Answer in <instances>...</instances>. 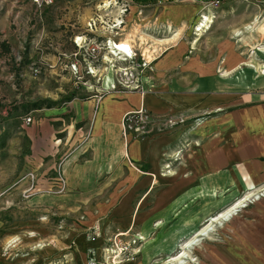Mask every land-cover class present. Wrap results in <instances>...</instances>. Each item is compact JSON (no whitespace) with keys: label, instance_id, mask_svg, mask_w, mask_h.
Returning <instances> with one entry per match:
<instances>
[{"label":"crops","instance_id":"crops-1","mask_svg":"<svg viewBox=\"0 0 264 264\" xmlns=\"http://www.w3.org/2000/svg\"><path fill=\"white\" fill-rule=\"evenodd\" d=\"M150 1L129 6L124 32L115 39L151 52L145 93L116 91L100 100L74 99L43 109L36 169L23 170L12 188L21 195L27 183L19 180L32 172L43 193L27 201L39 203L38 211L116 227L124 241L136 234L148 237L157 224L172 221L180 206L187 210L209 195L217 200L223 191L264 183V0L229 2L217 9L202 0ZM200 15L214 20L196 38L193 26ZM141 105L160 118L202 119L194 128L188 122L146 138L124 135L123 117ZM187 138L197 141L192 154L164 168L165 157ZM59 164L63 191L46 193ZM255 208L264 211V200ZM212 211L191 213L180 234H196L201 220L214 218L208 216ZM251 218L255 223L243 227L232 222L231 239L217 249L224 259L211 264H248L247 258L235 259L240 252L233 241L246 238L248 229L256 240L252 252L261 255L257 264H264V217Z\"/></svg>","mask_w":264,"mask_h":264},{"label":"rangeland","instance_id":"rangeland-1","mask_svg":"<svg viewBox=\"0 0 264 264\" xmlns=\"http://www.w3.org/2000/svg\"><path fill=\"white\" fill-rule=\"evenodd\" d=\"M139 2L145 6L151 3L150 0H54L51 5L37 7L32 0H0V264H139L143 261L146 264H163L169 258L180 255L183 243L194 237L195 234H180L185 219L191 213H197L199 208H212L208 216L216 217L243 201L247 193L261 194L260 200L254 202L255 198L251 199L245 208L235 212L229 222L214 224L189 252L191 261L181 259L186 264L219 263L224 257L217 249L231 239L232 222L236 221L234 225L243 227L244 223H255L251 218L255 215L264 217V211L255 208L264 200V193H261L263 183L242 191H223L217 194L220 197L217 200L209 195L187 210L182 211L180 206L172 221L157 224V229L148 237L136 234L124 241V236L116 227L109 230V226L85 223L82 216L77 219L58 216L52 211H38L39 203L27 201L36 194L25 198L23 190L21 195L12 191L19 174L36 165L37 159L33 156L39 148L37 123L43 109L61 108L74 99H91L92 93L85 88L92 84L74 81L66 71H62L65 65L56 64V57L74 52L72 40L76 36L104 39L108 33L99 28L102 22L110 24L118 19L125 22L129 6ZM123 7L127 11L120 18L118 9ZM92 22L97 28L90 33L93 36L87 28V24ZM123 32L122 29L120 34ZM260 32L264 33V29ZM144 53L149 58L146 49ZM40 59L44 60L46 67L41 75L33 77L28 68ZM93 85L96 86V83ZM27 117L32 119L30 125L24 122ZM166 119L177 121L172 128L188 122L195 124L194 128L202 118H187L178 114ZM170 129L159 134L168 133ZM181 144L179 150L165 157L168 161H165L164 168L169 170L173 163L181 162L183 155L190 156L193 148L197 147V141L191 138ZM37 189V194L43 193ZM45 205L52 206L51 203ZM205 219L192 233L198 230L197 234L210 223V218L204 222ZM253 233L248 229V240L244 236L233 239L238 242L236 249L242 253L235 254V259L242 261L247 258L248 264L261 261V255L252 252L254 249L251 246L256 241ZM15 239H19L18 243L12 249L8 248ZM245 239L247 243H244ZM121 247L125 249L119 252ZM208 255L211 258H207Z\"/></svg>","mask_w":264,"mask_h":264},{"label":"built area","instance_id":"built-area-1","mask_svg":"<svg viewBox=\"0 0 264 264\" xmlns=\"http://www.w3.org/2000/svg\"><path fill=\"white\" fill-rule=\"evenodd\" d=\"M37 7L51 5L54 0H32ZM246 0H202L206 7L217 9L221 5L229 2H243ZM119 17L126 13V9L119 8ZM199 22L193 26V34L198 38L202 30H209L214 17L208 20L207 15H200ZM115 23L102 22L99 27L102 31L105 30L108 34L104 39L97 37L76 36L72 40L75 49L70 54H59L56 57V64L65 65L62 71H66L74 81H83L84 84L89 82L92 84L86 86L85 91L91 94V98L100 100L105 95L116 92H131L144 94V78L152 71V62L144 53L135 50L129 45L128 48L120 49V41L115 39L121 36L123 19H118ZM94 22L88 23V33H93L97 28ZM94 35V34H90ZM44 60L40 59L30 64L28 70L33 77H38L42 74L45 68ZM51 67V66H50ZM85 78H87L85 80ZM85 80V81H84ZM94 82L96 86H94ZM26 125L32 123L31 117L24 118ZM182 122V121H180ZM177 121L156 117L149 112L144 105H141L137 110L126 114L122 119L123 134H131L136 139H141L147 136L162 133L168 128L175 126ZM25 181L27 187L22 194L25 198L33 196L36 193L37 177L34 173L29 172L19 180ZM53 186L48 193H57L63 191L64 179L60 173V164L55 168L54 175L51 178ZM38 190V189H37ZM119 248V252L124 250Z\"/></svg>","mask_w":264,"mask_h":264},{"label":"bare ground","instance_id":"bare-ground-1","mask_svg":"<svg viewBox=\"0 0 264 264\" xmlns=\"http://www.w3.org/2000/svg\"><path fill=\"white\" fill-rule=\"evenodd\" d=\"M129 43L125 42V43H121L120 45H118V48L120 49H124V48H128L129 46ZM146 54L149 56V58H151V52H149L147 49H146ZM148 58V57H147ZM148 58V59H149ZM254 192V191H253ZM261 193L263 194L264 193V190L261 191ZM248 195L245 197V199L241 202H239L235 207H233L232 209H230L229 211L217 216V217H214V218H211L210 219V223L204 227L201 231H199L197 234L194 235V237H192L191 239H189L188 241H186L185 243H183L182 245V249L183 251L181 252V254L176 257H171L169 258L168 260H166L163 264H171V262H179L178 264H186L185 262H181L183 260H192V258L190 257L189 255V252L191 250H193L200 242V238L205 236V233H207L208 231L211 230L212 227H214L213 225L214 224H217L219 222H229L232 217H234L235 215V212L239 209H243L245 208V204L246 203H249L251 199L255 198L254 202L255 201H258L260 200V198H262V195L260 194L259 196H257V194H252V192L250 193H247ZM19 239H15L13 240L12 242L9 243L8 245V248H11L13 246H15L16 243H18Z\"/></svg>","mask_w":264,"mask_h":264}]
</instances>
